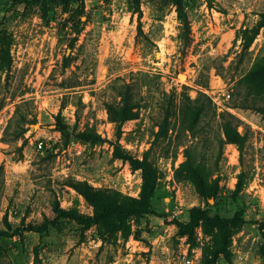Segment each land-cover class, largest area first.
Returning a JSON list of instances; mask_svg holds the SVG:
<instances>
[{
  "label": "rangeland",
  "instance_id": "obj_1",
  "mask_svg": "<svg viewBox=\"0 0 264 264\" xmlns=\"http://www.w3.org/2000/svg\"><path fill=\"white\" fill-rule=\"evenodd\" d=\"M31 1L0 0V21L13 6L16 14L12 65L0 72V233L7 234L15 255L21 252L16 259L0 255V264H184L187 255L195 264H263L264 114L245 106L254 101L263 109L264 89L249 95L239 82L256 61L264 62V26L258 27L264 0H182L190 22L186 47L180 39L183 16L172 0H85L83 17L72 5H50L43 12L26 4ZM246 29L248 38L257 33L248 49ZM134 81L143 103L118 141L131 156L143 160L150 149L163 117L161 103L171 92L179 99L183 93L192 99L205 94L218 113L239 119L242 150L221 135L217 119L209 116L200 137L191 138L171 118L167 138L150 157L160 170L153 214L131 218L127 237H102L99 226L84 230L67 219L44 233L20 232L53 219L56 201L62 209L93 215V207L64 185L68 179L139 199L141 172L114 159L116 130L105 109L117 100L114 82ZM21 127L23 134L15 138ZM90 128L104 143L75 138ZM189 155L218 182L216 200H204L187 178L183 164ZM193 208L226 220L242 213L241 222L227 226L230 245L223 253L217 228L201 223L191 238L170 224H188Z\"/></svg>",
  "mask_w": 264,
  "mask_h": 264
},
{
  "label": "trees",
  "instance_id": "obj_2",
  "mask_svg": "<svg viewBox=\"0 0 264 264\" xmlns=\"http://www.w3.org/2000/svg\"><path fill=\"white\" fill-rule=\"evenodd\" d=\"M138 2V0H136ZM177 7L178 11L183 16V31L181 34V41L183 46H189L190 43V22L185 12V7L182 0H172ZM27 5L39 6L43 12L50 5H57L68 7L70 5L75 6L80 14V17L85 16V0H34L27 2ZM14 7V6H13ZM10 8L0 21V72H9L12 65V58L10 48L12 45V36L10 28L16 19L14 14V8ZM11 14V15H10ZM140 19V18H139ZM264 26L259 25L258 27ZM139 32H141V23L139 21ZM249 29L243 31L245 38L243 40L244 49H248L255 39L257 33L254 32L252 37H246ZM71 51L74 49V45L70 46ZM255 62L254 71L247 78H243L239 82V86L242 84L246 86L248 94H260L264 89V62ZM68 59L64 60V67L67 66ZM112 90L115 92L117 100L106 103L105 109L108 113L110 121L115 125L116 140L114 145V159L127 162L133 171H140L142 176V189L139 199H130L123 197L118 192L103 191L97 192L86 181H76L74 179H68L64 185L73 189L79 195H81L85 201L93 207L94 213L92 216L83 215L76 209L65 210L62 209L59 203L56 201L53 204V219H47L41 226H34L32 224L21 227L20 232H34L44 233L51 227H57L60 220H71L83 227L84 230H88L93 226H99L104 231V236H112L121 233L127 237L129 232V220L131 218L140 219L144 216L153 214L152 202L155 197L157 182L159 180L160 170L156 166V163L150 157L158 146L160 140L167 138L170 131V120L176 118L179 123L178 131L180 134H188L191 138L200 137L202 130L204 129L203 122L210 116L212 119H217L220 125L221 135H224L227 142L237 145L241 150L243 147L242 137L238 133L239 119L234 117L228 112L218 113L214 107L211 99L205 94H199L198 97L192 99L187 93L180 95L176 92L166 94L162 103L161 110L163 111V117L158 123V131L155 132L154 141L151 144L150 149L145 154L143 160L137 159V157L131 156L125 151L118 143L122 136V127L127 122L134 120L138 117L139 110L143 103V97L140 92V85L138 82H114ZM237 98L243 97L240 93L236 94ZM246 97L242 98V103L245 104ZM244 106V105H243ZM251 110H256L264 114V108L261 109L257 105L251 103L248 107ZM15 115L20 117V107H17ZM22 118V117H21ZM23 122L28 123L27 119L23 118ZM22 128V127H21ZM58 130L68 135L67 128L60 123L57 125ZM24 129H19L15 133V138L21 137ZM76 139L81 140L84 143H89L92 146L100 145L104 143V140L97 133L95 128H90L83 133L75 135ZM220 142L223 145L224 139L222 136ZM188 153V152H187ZM1 169V167H0ZM183 170L186 172L187 178L191 179L197 193L204 198L207 202L210 200H216L219 195V186L216 180L210 181L204 173V169L201 165H194L189 155V160L183 164ZM243 177H238L239 189L242 186ZM190 222L184 224L178 221H172L170 224L174 225L178 229V235L181 237H195L196 229L202 224H207L211 227L217 228L221 235V239L224 241L220 252L226 249V246L230 244L227 242V226L228 224L238 223L242 221V213L236 214L232 220H226L219 216L211 217L206 211L198 208L190 210ZM17 231V232H19ZM7 241V234L0 233V255L5 254L15 259L21 256V252L17 251L15 255L14 249L9 246ZM263 264H264V245L262 249Z\"/></svg>",
  "mask_w": 264,
  "mask_h": 264
},
{
  "label": "built area",
  "instance_id": "obj_3",
  "mask_svg": "<svg viewBox=\"0 0 264 264\" xmlns=\"http://www.w3.org/2000/svg\"><path fill=\"white\" fill-rule=\"evenodd\" d=\"M39 148H42V143H40ZM184 264H195L194 260L191 259L188 255L185 258Z\"/></svg>",
  "mask_w": 264,
  "mask_h": 264
}]
</instances>
